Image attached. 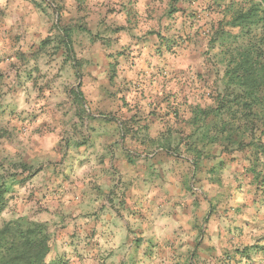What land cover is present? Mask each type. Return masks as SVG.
I'll list each match as a JSON object with an SVG mask.
<instances>
[{
    "label": "rangeland",
    "instance_id": "rangeland-1",
    "mask_svg": "<svg viewBox=\"0 0 264 264\" xmlns=\"http://www.w3.org/2000/svg\"><path fill=\"white\" fill-rule=\"evenodd\" d=\"M117 6L110 0H0V187L5 191L0 229L8 222L39 223L51 241L50 225L67 215L60 202L67 188L74 185L70 193L80 189L81 196H88L84 179L97 185L92 172L119 169L107 156L109 150L99 157L98 139L109 132L102 126L105 122L120 123L118 137L133 134V145L126 146L132 154L128 168L145 169L142 156L155 147L142 143L147 134L127 130L121 114L127 85L120 77L126 73V62H135L132 41L141 38L121 24L120 2ZM66 33L71 36L67 44ZM109 61H117L113 81ZM172 140L176 146L177 138ZM204 150L217 157L205 161L196 176L191 163H181L174 153L179 158L174 168L187 172L189 195L201 188L198 195L204 196L209 218H230L231 232L243 229L246 251L264 253V180L254 182L246 172L250 162L244 154L228 159L219 156L222 149L216 146ZM223 157L224 167L211 174ZM157 164L161 162L150 169H159ZM51 189L58 200L48 203L45 197ZM46 264L70 263L48 255Z\"/></svg>",
    "mask_w": 264,
    "mask_h": 264
},
{
    "label": "crops",
    "instance_id": "crops-1",
    "mask_svg": "<svg viewBox=\"0 0 264 264\" xmlns=\"http://www.w3.org/2000/svg\"><path fill=\"white\" fill-rule=\"evenodd\" d=\"M110 1L116 9L120 2L121 24L132 27L133 36L141 38L132 41L135 62L132 66L126 62V73L120 77L131 87L127 94L131 106L123 107L121 114L126 129L147 134L153 141L148 138L142 143L155 148L142 156L145 169L133 171L127 164L132 154L126 148L133 145V134L118 137L120 123L102 124L109 132L98 139L99 157L109 150L107 156L119 169L92 172L97 185L84 179L88 196H81L80 189L70 193L74 185L67 188L69 193L60 199L67 215L50 225L49 258L70 264H264V253L246 251L242 228L231 232L230 218H209L204 196L198 195L201 188L194 189L197 196L189 195L192 190L184 184L187 172L174 168L173 161L179 158L168 156L159 137L173 118L169 107L173 102L164 101L167 93L176 101L197 104L209 91L199 72L210 65L206 55L210 20L222 16L223 8L216 7L217 0ZM169 38H176L180 46L177 58L156 51L164 49ZM155 108L157 115H151ZM166 112L171 114L168 118ZM115 145L117 149L112 148ZM156 159L161 164L154 171L150 167ZM190 161L181 156V163ZM53 190L45 197L48 203L58 200Z\"/></svg>",
    "mask_w": 264,
    "mask_h": 264
},
{
    "label": "trees",
    "instance_id": "trees-1",
    "mask_svg": "<svg viewBox=\"0 0 264 264\" xmlns=\"http://www.w3.org/2000/svg\"><path fill=\"white\" fill-rule=\"evenodd\" d=\"M215 5L223 8V13L210 20L206 35L210 65L199 72L209 91L202 94L197 104L187 99L176 101L172 93H167L164 101L173 102L169 105L173 118L168 120L159 137L165 141L162 148L167 154L190 158L194 176L205 161L217 157L215 152L205 154L204 147L216 146L222 149L219 156L228 159L235 153L244 154L250 162L246 172L254 182L262 180L263 183L264 0H217ZM157 35L166 40L161 34ZM65 37L64 43H70L69 33ZM179 47L176 38H169L165 48L156 51L160 56L168 53L177 58ZM108 68L113 81L118 76L117 61H109ZM125 85L126 93L121 97L124 102L131 91L129 83ZM127 106H131L128 97L123 107ZM156 110L151 115H157ZM166 113L168 118L171 114ZM173 138L178 140L176 146ZM220 160L211 167V174L217 172L216 168L224 167V157ZM4 195L0 187V213L4 210ZM49 253L50 235L42 224L24 226L19 221L8 222L0 229V264H46Z\"/></svg>",
    "mask_w": 264,
    "mask_h": 264
}]
</instances>
